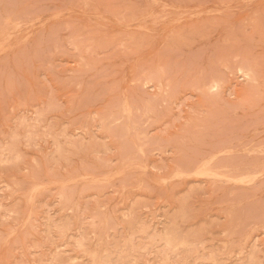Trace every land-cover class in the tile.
Instances as JSON below:
<instances>
[{
    "label": "rangeland",
    "instance_id": "rangeland-1",
    "mask_svg": "<svg viewBox=\"0 0 264 264\" xmlns=\"http://www.w3.org/2000/svg\"><path fill=\"white\" fill-rule=\"evenodd\" d=\"M0 264H264V0H0Z\"/></svg>",
    "mask_w": 264,
    "mask_h": 264
}]
</instances>
